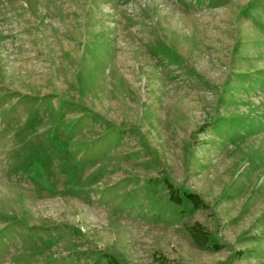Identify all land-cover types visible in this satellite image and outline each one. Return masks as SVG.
Here are the masks:
<instances>
[{"label":"rangeland","instance_id":"obj_1","mask_svg":"<svg viewBox=\"0 0 264 264\" xmlns=\"http://www.w3.org/2000/svg\"><path fill=\"white\" fill-rule=\"evenodd\" d=\"M0 264H264V0H0Z\"/></svg>","mask_w":264,"mask_h":264}]
</instances>
